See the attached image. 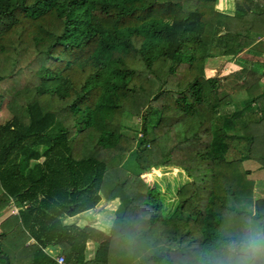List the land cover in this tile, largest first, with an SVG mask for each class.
Returning <instances> with one entry per match:
<instances>
[{
	"label": "trees",
	"instance_id": "trees-1",
	"mask_svg": "<svg viewBox=\"0 0 264 264\" xmlns=\"http://www.w3.org/2000/svg\"><path fill=\"white\" fill-rule=\"evenodd\" d=\"M215 1L0 0V189L28 203L0 222L9 264H55L45 248L66 264H193L194 248L264 222V200L238 206L254 188L244 163L264 171V89L253 81L224 112L231 97L203 76L209 49L233 57L264 35V0L231 14ZM124 115L141 118L138 138L121 133ZM233 139L244 151L227 159ZM156 166L188 179L167 216L141 179ZM101 197L118 207L87 259L90 233L62 219Z\"/></svg>",
	"mask_w": 264,
	"mask_h": 264
},
{
	"label": "rangeland",
	"instance_id": "rangeland-1",
	"mask_svg": "<svg viewBox=\"0 0 264 264\" xmlns=\"http://www.w3.org/2000/svg\"><path fill=\"white\" fill-rule=\"evenodd\" d=\"M239 1L240 0H216L214 7L220 9L219 11L232 13L235 6L239 4ZM255 34V32H249L247 34L251 43L248 47L233 57L220 55L219 51L216 49L208 50L209 57L206 59V63L203 67V76L217 78L219 80V96L224 97L228 95L231 97L232 102L221 108L224 112L236 111L243 108L244 99L247 98L245 88L253 81H256L259 87L264 88V75L253 70V67H256L260 71L263 69L258 68L259 66L256 63L264 62V35L260 37ZM37 59L43 63L46 61V58L41 55L38 56ZM2 107L3 106L1 105V108ZM140 121V117L124 115L120 127L121 133L138 138L141 128ZM5 122L6 120L4 116H0V125ZM243 146L244 143L242 141H237L235 139L228 140V148L224 151L223 156L227 159L236 158L244 151ZM244 167L250 169L253 173L256 171L255 174H252L253 176L251 175L249 177V179L252 180L254 188L249 203L244 199L239 201L238 206L244 207L255 213L256 203L264 200V171L258 170L257 163L255 162L248 161L246 164L244 163ZM141 179L149 188H154L156 191L161 214L163 216H167L171 213L176 203L175 192L187 181L184 172L180 168L169 166H156L151 168L147 173L141 174ZM117 201L118 200H116V202L101 200L98 204L99 211L96 210V212H91L90 214L87 212L86 214L79 213L76 216L71 217L72 220H70L73 224L75 223L76 228L79 227L77 225L84 226L83 223L85 222L90 225H96L99 223L106 233H108V230L115 219L114 213L117 208L116 210L114 209L116 204H118ZM260 206H262V211L264 212V205L260 204ZM82 218H84V221ZM3 244L6 246L5 242H3ZM85 246L86 258L88 259L94 253L96 242L93 243L92 241H88L85 243Z\"/></svg>",
	"mask_w": 264,
	"mask_h": 264
},
{
	"label": "clouds",
	"instance_id": "clouds-1",
	"mask_svg": "<svg viewBox=\"0 0 264 264\" xmlns=\"http://www.w3.org/2000/svg\"><path fill=\"white\" fill-rule=\"evenodd\" d=\"M219 242V247L200 251L194 248L193 264H264V222L249 220L243 234Z\"/></svg>",
	"mask_w": 264,
	"mask_h": 264
},
{
	"label": "crops",
	"instance_id": "crops-1",
	"mask_svg": "<svg viewBox=\"0 0 264 264\" xmlns=\"http://www.w3.org/2000/svg\"><path fill=\"white\" fill-rule=\"evenodd\" d=\"M217 10H220V9H217ZM231 14V13H230ZM255 35H257V36H263L262 34H255ZM264 37V36H263ZM262 37V38H263ZM263 49H264V46H263ZM264 89V88H263ZM0 116H4V118H5V120L7 121L9 118H10V114L8 113V111L4 108V107H2L1 109H0ZM2 124H4V123H2ZM1 124V125H2ZM42 158H39V160H41ZM256 173V171H254V173L251 171V174H250V176L252 175V174H255ZM249 176V177H250ZM253 176V175H252ZM187 178V177H186ZM188 180V179H187ZM39 198V197H38ZM101 200H105V199H103V198H100L98 201H97V203L95 204V205H93L91 208H89V209H86V210H83V211H81V212H79V213H85L86 214V212L87 213H91V212H96V210L97 211H99L100 209H99V203H100V201ZM116 200L117 199H112V200H105V201H114V202H116ZM24 201V200H23ZM118 202V201H117ZM113 204H116V203H113ZM26 206H28V203L27 202H17V200L15 199V196H9V195H7L6 193H4V191H2V189H0V222L4 219V218H6L8 215H11V214H17L18 213V210H20V209H23V208H25ZM118 207V204H116V207H115V209L114 210H116V208ZM79 213H76V214H74V215H71V216H64L63 217V219H62V223L64 224V225H67V224H72L73 226H75V223L73 224V222H71V220H72V218L71 217H73V216H76L77 214H79ZM85 216H87V215H85ZM89 217V216H88ZM65 218H67V219H65ZM71 219V220H70ZM65 220H67V221H65ZM82 220L84 221V218H82ZM84 224V226H82V225H77V226H79L78 227V229H83L84 231H86V232H89L90 233V239H88L85 243H87L88 241H92L93 243L95 242V240H94V238L95 239H98V233L97 232H99V231H101L102 233H104V234H108V233H106V231L104 230V228H102L101 226H100V224L99 223H97L96 225H94V224H92V225H90V224H87L86 222L85 223H83ZM109 231V230H108ZM92 237H94V238H92ZM30 243H33V239L32 238H30V239H28L27 240V243H26V245L27 244H30ZM86 250V249H85ZM47 255H49V257L51 258V256H53V255H63V254H61L60 253V250L58 249V248H56V249H53V248H45V250H43ZM51 255V256H50ZM52 259V258H51Z\"/></svg>",
	"mask_w": 264,
	"mask_h": 264
},
{
	"label": "built area",
	"instance_id": "built-area-1",
	"mask_svg": "<svg viewBox=\"0 0 264 264\" xmlns=\"http://www.w3.org/2000/svg\"><path fill=\"white\" fill-rule=\"evenodd\" d=\"M51 258L54 260L55 264H66L62 255H53Z\"/></svg>",
	"mask_w": 264,
	"mask_h": 264
},
{
	"label": "water",
	"instance_id": "water-1",
	"mask_svg": "<svg viewBox=\"0 0 264 264\" xmlns=\"http://www.w3.org/2000/svg\"><path fill=\"white\" fill-rule=\"evenodd\" d=\"M0 258H2L4 260V264H9L7 257L3 254H0Z\"/></svg>",
	"mask_w": 264,
	"mask_h": 264
}]
</instances>
